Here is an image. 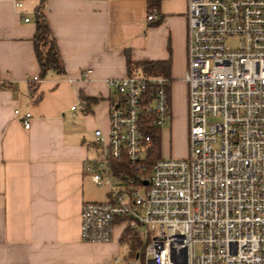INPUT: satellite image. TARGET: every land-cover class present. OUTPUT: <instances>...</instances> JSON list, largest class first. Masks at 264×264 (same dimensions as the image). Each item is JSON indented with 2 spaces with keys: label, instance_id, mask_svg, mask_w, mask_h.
<instances>
[{
  "label": "built area",
  "instance_id": "1",
  "mask_svg": "<svg viewBox=\"0 0 264 264\" xmlns=\"http://www.w3.org/2000/svg\"><path fill=\"white\" fill-rule=\"evenodd\" d=\"M187 1L188 155L162 149L148 164L146 128L172 120L170 78L134 72L108 80L110 132L96 131L98 157L85 173L109 193L83 205L82 239L110 243L116 227L122 237L145 229L150 242L113 264H264V0ZM25 117L29 129L31 113Z\"/></svg>",
  "mask_w": 264,
  "mask_h": 264
},
{
  "label": "crops",
  "instance_id": "2",
  "mask_svg": "<svg viewBox=\"0 0 264 264\" xmlns=\"http://www.w3.org/2000/svg\"><path fill=\"white\" fill-rule=\"evenodd\" d=\"M40 3L0 0V264H113L122 230L110 243L85 242L81 232L83 205L109 193L99 187V199L85 173L98 157L96 131L110 132L107 81L131 75L129 60L167 64L171 121L183 103L188 140V1L152 10L148 0H47L66 72L44 76L34 44ZM153 11L158 20L149 22Z\"/></svg>",
  "mask_w": 264,
  "mask_h": 264
},
{
  "label": "trees",
  "instance_id": "3",
  "mask_svg": "<svg viewBox=\"0 0 264 264\" xmlns=\"http://www.w3.org/2000/svg\"><path fill=\"white\" fill-rule=\"evenodd\" d=\"M161 2L162 0H148L149 8L156 10L160 7ZM46 3L47 0H41L40 5L35 12V53L43 76L50 70L64 75L66 72L65 65L45 15ZM128 62L129 69L132 72L131 74H133L134 71H141L145 75L168 77L167 64L153 62L133 65L130 60ZM146 130L153 139V147L150 154V160L148 162L149 166H151L152 163H154L157 159H160L162 156V129L149 125ZM125 169L131 172V169L127 165H125ZM122 243L127 245L132 252L139 251L143 247L140 237L135 234L133 235L132 231L129 229H127L124 233Z\"/></svg>",
  "mask_w": 264,
  "mask_h": 264
},
{
  "label": "rangeland",
  "instance_id": "4",
  "mask_svg": "<svg viewBox=\"0 0 264 264\" xmlns=\"http://www.w3.org/2000/svg\"><path fill=\"white\" fill-rule=\"evenodd\" d=\"M238 40L236 38H232L229 40V45L231 47H236ZM141 71H135V73H140ZM183 101V98H181ZM176 109V108H175ZM182 115L179 117V114ZM185 105L182 103L178 107V111L174 110V120L171 122H166L162 127V149L163 154L166 157H172V158H185L188 155V147L189 142L187 140V131L185 127ZM189 137V134H188ZM105 188V187H104ZM93 186L94 192L97 195L99 199H101L105 189ZM107 189V188H106ZM97 198V199H98ZM119 230H122L121 227L118 228ZM118 230V231H119ZM132 234L139 236L136 232L132 231ZM139 234L141 237L142 246L145 247L149 240L148 234H146L145 229H139ZM151 239L153 237V234H150ZM143 247L141 249H143ZM141 251V250H139ZM196 252L197 254H201L202 248L200 245L196 246ZM129 253V248L127 245L122 246L121 255H127ZM125 264V263H124Z\"/></svg>",
  "mask_w": 264,
  "mask_h": 264
}]
</instances>
